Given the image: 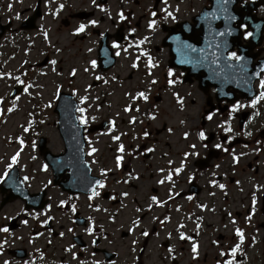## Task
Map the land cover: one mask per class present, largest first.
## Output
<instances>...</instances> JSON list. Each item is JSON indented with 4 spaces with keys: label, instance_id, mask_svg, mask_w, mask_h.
<instances>
[{
    "label": "flooded vegetation",
    "instance_id": "af4514ba",
    "mask_svg": "<svg viewBox=\"0 0 264 264\" xmlns=\"http://www.w3.org/2000/svg\"><path fill=\"white\" fill-rule=\"evenodd\" d=\"M212 6L0 0V89L10 83L0 108L27 81L78 80L85 60L69 67L65 55L88 44L96 58L83 73L99 83V121L78 111L84 143L67 144L57 120L47 122L57 136L36 120L5 136L14 150L0 158V264H264V0L229 2L227 50L184 38L206 28ZM81 89L68 83L55 102ZM88 167L98 182L81 187Z\"/></svg>",
    "mask_w": 264,
    "mask_h": 264
},
{
    "label": "rangeland",
    "instance_id": "374dc122",
    "mask_svg": "<svg viewBox=\"0 0 264 264\" xmlns=\"http://www.w3.org/2000/svg\"><path fill=\"white\" fill-rule=\"evenodd\" d=\"M204 0H198L199 6L202 5ZM61 36V35H60ZM68 39L70 40V35L67 34ZM84 48L82 52H78L74 55L68 57L65 55L66 60L68 61V66L74 64L80 65L82 60H85V63L81 65V70L76 74L78 80H69L62 78L57 74H49L42 79L27 81L29 88L26 93H24L17 102L8 101L5 108H0V115L3 113L7 115V124L2 127L0 131V158L2 156H8L14 150L7 144V137H11V133L16 129L17 125L22 122H28L30 120H36L35 127L43 128L45 132L48 130H53L54 135L56 134V129L52 125H48L47 122H52L53 120L58 121L57 114L53 111L52 108L55 107L56 92L58 88L71 83L73 87L82 88L78 96H76L79 101V108L84 109L83 112L80 111L83 119H86L88 123L93 121H99V83L94 85V79L96 73L84 74L83 68L86 66L87 62L89 63L91 59L96 58V52L88 44L87 53L84 54ZM62 55H59V57ZM65 61L61 62L63 64ZM13 63V62H11ZM94 68V67H93ZM126 72V70H125ZM65 75L67 72H64ZM66 77V76H65ZM99 81V79H97ZM10 83L6 81L3 84V87L0 89V96L9 88ZM86 92V94L84 93ZM107 104L104 105V108H113V104L120 100L119 96L106 97ZM125 102V100H123ZM126 103V102H125ZM2 116V115H1ZM38 120V121H37ZM3 161H0V172L2 170ZM16 204H18L16 202ZM6 208V209H5ZM3 210L6 214H11L13 210L12 207H5ZM3 213V212H2ZM2 213L0 217L2 216Z\"/></svg>",
    "mask_w": 264,
    "mask_h": 264
},
{
    "label": "water",
    "instance_id": "95a60500",
    "mask_svg": "<svg viewBox=\"0 0 264 264\" xmlns=\"http://www.w3.org/2000/svg\"><path fill=\"white\" fill-rule=\"evenodd\" d=\"M230 1L231 0H212V2H213L212 9L220 10V11H218L216 13H212V11L210 9H206L205 14L209 15L207 21L204 23V27L206 26V28H203V25L200 23L196 27V29H194V31H191V35H187L186 33L183 32V34L185 36H187L184 38L189 41L190 45L197 46V44H200L201 38L203 35H204V37L207 38V39L206 38L204 39L206 46L211 48L212 50L214 48H217L218 44L224 45L226 41H227L226 50L228 49V46L230 44L233 45L234 41H230L228 39V35L231 31V28L234 25L235 19L232 17L231 13H229L228 15L226 13H224V10L229 8V2ZM226 16L232 18L233 20L230 21L228 18L225 23H221V26L219 27V29L212 27V22H211L212 18H214V17H226ZM206 29H208V30H206ZM185 39H182V41H184ZM169 43H170L171 47L174 49V52H176V48H177L176 41H170ZM174 56H176V53L174 54ZM17 91L18 90L15 89L12 97L16 94ZM78 107H79L78 101L76 100L75 96L73 94H70V93H62L59 97V101L57 103V106L55 107V111L59 115V117H58L59 128L61 130L63 138L66 140V142L68 141L67 144H72L76 140L79 143H81V142L84 143L83 126L79 125V118H78V114H77ZM96 128L99 129V126H95V128L92 127V130H94V129L97 130ZM78 135H79V137H78ZM86 172L83 173L84 179L81 183V185H82L81 187H93V186H95L96 183L98 182L97 178L93 177L91 175L89 167L87 168ZM14 176H16V174ZM8 178H7V180H8ZM7 180L3 183V186H5V184L7 183ZM9 180H10L9 182H11V185L14 186L15 185L14 177L10 176ZM5 189H6V187H4V191H5ZM18 193H20V192L18 191ZM18 193L16 195H18ZM22 197L25 198L26 193Z\"/></svg>",
    "mask_w": 264,
    "mask_h": 264
},
{
    "label": "snow or ice",
    "instance_id": "6c2138e0",
    "mask_svg": "<svg viewBox=\"0 0 264 264\" xmlns=\"http://www.w3.org/2000/svg\"><path fill=\"white\" fill-rule=\"evenodd\" d=\"M61 7H63V6H61ZM92 23H95V21H93ZM154 24H155V22L153 21V22H152V26H154ZM83 30H84V26H81V28L79 29V31H83ZM262 87H264V85H262ZM140 95L143 96L144 94L141 93ZM145 98H146V97H145ZM254 103H255V101H254ZM237 107H239V106H237ZM79 111L83 112L84 109H79ZM209 118H211V117H209ZM82 122H83V123H87V120H86V119H82ZM116 139H119V137H116ZM120 150L123 151V146H121V149H120ZM93 151H95V149H93ZM13 162H14V163L16 162V157H13ZM10 167H11V166H10ZM46 168H47V165H45V169H46ZM177 171H179V169H178ZM5 175H7V173H6ZM170 178H171V177H169V179H170ZM25 179H27V177H26ZM221 187H223V186H221ZM73 210H75V209H73ZM2 230L5 231V232L8 231L7 228H4V229H2ZM237 233H238V235H240L241 239H243V233H242L239 229H237ZM145 235H147V233H145ZM238 249H239V245H237V246H236V249H234L233 251L235 252V251L238 250ZM193 251H196L195 246H194V248H193ZM229 264H231V262H229Z\"/></svg>",
    "mask_w": 264,
    "mask_h": 264
}]
</instances>
